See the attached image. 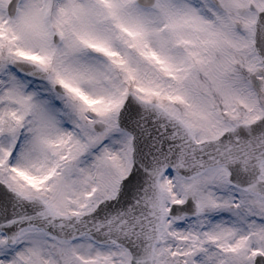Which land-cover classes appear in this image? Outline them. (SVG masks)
<instances>
[{
	"label": "snow or ice",
	"instance_id": "obj_1",
	"mask_svg": "<svg viewBox=\"0 0 264 264\" xmlns=\"http://www.w3.org/2000/svg\"><path fill=\"white\" fill-rule=\"evenodd\" d=\"M0 264H264V0H0Z\"/></svg>",
	"mask_w": 264,
	"mask_h": 264
}]
</instances>
